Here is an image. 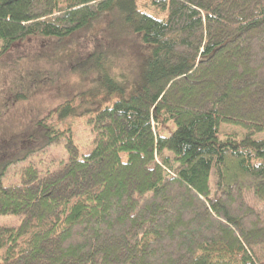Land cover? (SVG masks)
Listing matches in <instances>:
<instances>
[{"label": "trees", "instance_id": "16d2710c", "mask_svg": "<svg viewBox=\"0 0 264 264\" xmlns=\"http://www.w3.org/2000/svg\"><path fill=\"white\" fill-rule=\"evenodd\" d=\"M101 17L146 45L141 81L87 118L89 152L61 129L77 94L49 115L67 161L10 184L4 163L0 216L20 220L0 224V264H264V214L246 200L264 202V0H0V56Z\"/></svg>", "mask_w": 264, "mask_h": 264}, {"label": "rangeland", "instance_id": "374dc122", "mask_svg": "<svg viewBox=\"0 0 264 264\" xmlns=\"http://www.w3.org/2000/svg\"><path fill=\"white\" fill-rule=\"evenodd\" d=\"M108 22V17H101L60 40L28 38L0 56V169L11 162L4 171L5 184L17 182L19 172L29 163L53 170L58 161L70 158L66 137L48 140L49 115L58 105L81 94L77 113L61 129L72 125L73 141L83 154L93 148L87 118L111 101L129 97L139 85L146 45L121 20ZM18 93H25V98L17 99ZM220 131L245 133L233 124H222ZM255 138L263 139L264 132ZM246 200L264 214V202L253 191L247 192ZM19 220L0 216V224L17 225Z\"/></svg>", "mask_w": 264, "mask_h": 264}]
</instances>
